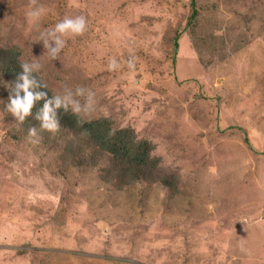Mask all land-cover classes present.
Returning a JSON list of instances; mask_svg holds the SVG:
<instances>
[{
    "label": "rangeland",
    "instance_id": "374dc122",
    "mask_svg": "<svg viewBox=\"0 0 264 264\" xmlns=\"http://www.w3.org/2000/svg\"><path fill=\"white\" fill-rule=\"evenodd\" d=\"M190 1L0 0V45L84 118L150 139L176 185L9 138L0 100V264H264V0H195L188 22ZM78 15L53 57L45 30Z\"/></svg>",
    "mask_w": 264,
    "mask_h": 264
},
{
    "label": "trees",
    "instance_id": "16d2710c",
    "mask_svg": "<svg viewBox=\"0 0 264 264\" xmlns=\"http://www.w3.org/2000/svg\"><path fill=\"white\" fill-rule=\"evenodd\" d=\"M190 22L197 13L195 0H191ZM179 33L174 37L177 45ZM21 49L17 45H0V100L5 106L4 119L9 122L8 137L20 139L23 134L35 128L51 140L63 138L66 141L71 158L79 164L91 163L101 169V177L118 186L131 185L138 181H159L162 185L175 187L171 176L162 175L157 171L160 157L153 155L154 143L147 137H138L130 125L115 126L114 120L107 116L91 119L84 118L61 101L55 104V94L45 85L37 73L23 67L20 58ZM34 79L28 90L33 93L45 92L47 95L34 97L31 110L21 120L14 114L9 105L11 99L23 98L25 89L24 75ZM46 101H50L52 111L49 116L54 118L59 127L55 130L43 127V109ZM248 140L247 138H245Z\"/></svg>",
    "mask_w": 264,
    "mask_h": 264
},
{
    "label": "clouds",
    "instance_id": "9594fccd",
    "mask_svg": "<svg viewBox=\"0 0 264 264\" xmlns=\"http://www.w3.org/2000/svg\"><path fill=\"white\" fill-rule=\"evenodd\" d=\"M41 14V10L39 9H32L29 11L28 15L33 18H38ZM86 17L83 15H78L76 17H65L62 20H59L54 27L48 28L45 31L52 34V39L57 41V46L55 48H52L49 40L45 39L44 44L45 47L51 48L52 56L54 57L56 53L59 51L61 47H64L65 40L63 39L62 34H79L83 33L86 29ZM56 33H59L60 35H56ZM130 66L134 67L135 65H132L131 62ZM119 63L117 62L115 57H111L108 67L109 69H115L119 67ZM23 67L25 68L26 72L29 68V65L27 62H23ZM35 81L34 79H29L28 76L24 75V83L20 85V87H23L25 89V95L23 98H20L19 96L11 99V104L9 105L10 110L19 116L21 120L24 119V116L28 114L31 110V107L34 102V97L39 98L47 95L45 92H36L33 93L32 91L28 90V87L30 84H33ZM78 91H82V88H78ZM94 95V93H93ZM55 104L59 106L61 104L60 98L57 96L55 97ZM52 111V108L50 107V101H46L44 109H43V127H47L49 129L55 130L59 127L57 121L49 116V112ZM36 129L30 128L29 133L34 134Z\"/></svg>",
    "mask_w": 264,
    "mask_h": 264
}]
</instances>
